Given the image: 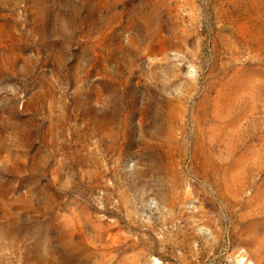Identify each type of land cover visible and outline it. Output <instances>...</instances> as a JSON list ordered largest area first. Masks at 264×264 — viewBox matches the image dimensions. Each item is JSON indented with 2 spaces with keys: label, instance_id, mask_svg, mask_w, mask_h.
Here are the masks:
<instances>
[{
  "label": "rangeland",
  "instance_id": "rangeland-1",
  "mask_svg": "<svg viewBox=\"0 0 264 264\" xmlns=\"http://www.w3.org/2000/svg\"><path fill=\"white\" fill-rule=\"evenodd\" d=\"M0 264H264V0H0Z\"/></svg>",
  "mask_w": 264,
  "mask_h": 264
}]
</instances>
